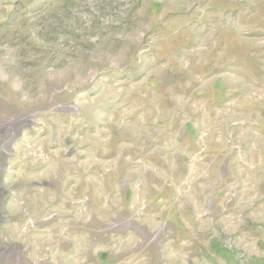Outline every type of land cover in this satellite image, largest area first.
<instances>
[{
    "label": "rangeland",
    "instance_id": "1",
    "mask_svg": "<svg viewBox=\"0 0 264 264\" xmlns=\"http://www.w3.org/2000/svg\"><path fill=\"white\" fill-rule=\"evenodd\" d=\"M0 264H264V0H0Z\"/></svg>",
    "mask_w": 264,
    "mask_h": 264
},
{
    "label": "crops",
    "instance_id": "2",
    "mask_svg": "<svg viewBox=\"0 0 264 264\" xmlns=\"http://www.w3.org/2000/svg\"><path fill=\"white\" fill-rule=\"evenodd\" d=\"M128 165L129 164H127V166ZM123 169H125V166L123 167ZM127 169L129 172V176L127 177V181L129 182V179H131L133 175L130 173V170H129L130 166ZM142 175L147 178V172H143ZM141 180L144 182L143 177H141ZM146 180H148V179H146ZM145 184H147L150 187V188H148V187H146V188L154 191V188H153L154 186L149 185L150 184L149 180L145 181ZM141 185H142L141 182H139L137 187L140 188ZM167 186H168V184L163 183L162 189H164V192L161 193V198H157L154 196L148 197L151 194L145 195V196L137 195V196H133V198H132L133 192H132L131 188H129L123 192V199H124V201L129 202L130 211H131V209L135 208V203L139 201L138 202L139 208L136 211H133V213L130 212L129 216L131 218L135 219V222H137V225L140 227L141 232L157 233L159 231V229L156 226L159 227V226H162L164 224H166V226L177 225L179 227L178 228L179 232H184L183 229L187 230V232H190V231L193 232L194 227L198 222H196V219L193 217V214H192L193 211L189 210L190 208L187 205V202H185L186 200H188L186 197V195H188V194H184L183 196H179V198L177 197L176 200L172 201L174 204V205H172V203L170 202L172 196L168 194L171 190V187L169 186V189H168ZM166 194H168V195H166ZM191 196L195 200V198H194L195 195L192 194ZM148 201L151 204H147ZM160 201L162 203L161 206L159 204ZM168 205H170V206L167 207ZM151 206L157 207L156 210H160L161 213H160V215L152 214V216H148V218H150V220L148 222H146L145 221L146 213L144 214L143 211H144V209L145 210L149 209V207H151ZM174 216L176 217V220L172 219V218H174ZM142 218H144V219H142ZM182 234H185V232ZM178 245H179V248L182 249V248L189 247L190 244L188 241L181 239V240H179Z\"/></svg>",
    "mask_w": 264,
    "mask_h": 264
},
{
    "label": "bare ground",
    "instance_id": "3",
    "mask_svg": "<svg viewBox=\"0 0 264 264\" xmlns=\"http://www.w3.org/2000/svg\"><path fill=\"white\" fill-rule=\"evenodd\" d=\"M25 120H14L6 125V129L4 130L5 138L10 141V137L15 134V131H17V128L21 126L23 123H25Z\"/></svg>",
    "mask_w": 264,
    "mask_h": 264
}]
</instances>
